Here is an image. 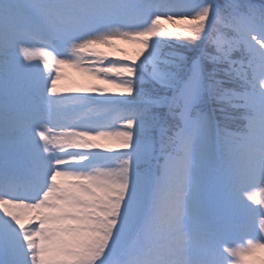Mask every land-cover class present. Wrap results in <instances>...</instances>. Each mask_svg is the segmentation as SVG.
Listing matches in <instances>:
<instances>
[{"label": "snow or ice", "instance_id": "obj_1", "mask_svg": "<svg viewBox=\"0 0 264 264\" xmlns=\"http://www.w3.org/2000/svg\"><path fill=\"white\" fill-rule=\"evenodd\" d=\"M261 254L264 0H0V264Z\"/></svg>", "mask_w": 264, "mask_h": 264}, {"label": "rangeland", "instance_id": "obj_2", "mask_svg": "<svg viewBox=\"0 0 264 264\" xmlns=\"http://www.w3.org/2000/svg\"><path fill=\"white\" fill-rule=\"evenodd\" d=\"M166 27H169L171 28L172 25H165ZM130 54L131 53H134L136 50H137V47L135 45H131V44H123L122 45ZM34 51V55L38 58V61L39 63L41 64V67L43 66V58L45 56V53H46V50L45 49H40V48H37ZM110 58H115V57H110ZM50 71H54L53 69H49ZM70 77H73V78H79V74L78 73H75L73 72L72 70L70 69H65L64 70ZM261 255H264V254H261Z\"/></svg>", "mask_w": 264, "mask_h": 264}]
</instances>
